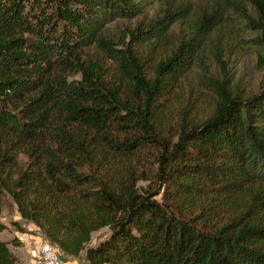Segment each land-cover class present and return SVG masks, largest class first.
Segmentation results:
<instances>
[{
    "label": "trees",
    "instance_id": "obj_1",
    "mask_svg": "<svg viewBox=\"0 0 264 264\" xmlns=\"http://www.w3.org/2000/svg\"><path fill=\"white\" fill-rule=\"evenodd\" d=\"M140 1L0 0V208L6 193L36 236L84 264H264V91L241 98L223 84L206 118L184 115L174 132L163 106L187 57L231 14L264 48V0H160L129 41L161 48L178 25L186 36L150 76L107 34L140 15ZM99 53L118 78L92 60ZM143 151L158 153L154 182L131 169ZM9 244L20 241L0 239V264L18 261Z\"/></svg>",
    "mask_w": 264,
    "mask_h": 264
},
{
    "label": "rangeland",
    "instance_id": "obj_2",
    "mask_svg": "<svg viewBox=\"0 0 264 264\" xmlns=\"http://www.w3.org/2000/svg\"><path fill=\"white\" fill-rule=\"evenodd\" d=\"M160 5V0H141L139 6L142 8V13L140 15L132 19L120 18L108 25V35L119 42L124 40V43H130L132 51L143 64L147 76L152 74L153 66L160 57V52L166 53L175 46L178 40L184 39L186 36L185 31L178 25L180 29L175 26L174 30L168 33L161 48L149 46L146 42L129 41L126 29L134 27L139 21L147 22L155 18ZM245 7L249 14L253 13L252 8L247 5ZM181 16L184 17V15ZM230 16V20L217 26L207 37L199 41L197 50L187 57L188 61L184 67H181L179 78L166 93L163 101L169 119L166 132L170 129V132H174L184 115L196 120L206 118L210 114L223 84L232 95L241 98L264 91V48L254 42L257 32L237 23L239 18L233 14ZM185 20H189V17H185L183 21ZM187 32L189 33V30ZM90 54H92V50H90ZM92 60H96L104 66L106 69L104 73L107 77L118 78L119 68L113 60H108L100 53L93 55ZM79 77V74L74 76L77 79ZM18 159L19 163L24 165L26 158L20 155ZM131 169L136 178L147 176L154 182V174L159 169L158 153L143 151L142 155L133 161ZM147 182L140 180L138 184L145 186ZM0 221L8 225L7 229L0 232V239L10 241L14 237L12 235L18 230L13 226V221L19 222L25 233L32 237L34 235L35 231L32 229L34 226L20 219L16 203L6 193L2 198ZM108 232L107 227L93 232L88 245H95ZM9 246L13 251L15 246L12 244ZM24 264L28 263L24 262Z\"/></svg>",
    "mask_w": 264,
    "mask_h": 264
},
{
    "label": "built area",
    "instance_id": "obj_3",
    "mask_svg": "<svg viewBox=\"0 0 264 264\" xmlns=\"http://www.w3.org/2000/svg\"><path fill=\"white\" fill-rule=\"evenodd\" d=\"M33 264H84V260L63 259L56 247L41 237L33 238Z\"/></svg>",
    "mask_w": 264,
    "mask_h": 264
},
{
    "label": "crops",
    "instance_id": "obj_4",
    "mask_svg": "<svg viewBox=\"0 0 264 264\" xmlns=\"http://www.w3.org/2000/svg\"><path fill=\"white\" fill-rule=\"evenodd\" d=\"M32 229L33 231H36V227H33ZM12 236L17 237L20 241L19 246L13 247L14 254L18 258V261L15 264H24V262L33 264V256L35 253L33 238L37 236L34 234L32 237L28 233L20 231H15Z\"/></svg>",
    "mask_w": 264,
    "mask_h": 264
}]
</instances>
